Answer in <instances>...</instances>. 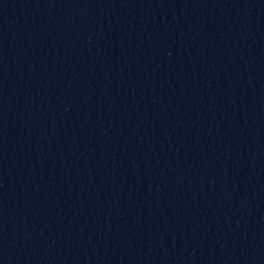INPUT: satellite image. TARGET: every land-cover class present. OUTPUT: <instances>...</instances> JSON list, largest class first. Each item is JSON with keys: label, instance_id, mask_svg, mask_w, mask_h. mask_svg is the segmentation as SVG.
<instances>
[{"label": "water", "instance_id": "obj_1", "mask_svg": "<svg viewBox=\"0 0 264 264\" xmlns=\"http://www.w3.org/2000/svg\"><path fill=\"white\" fill-rule=\"evenodd\" d=\"M0 264H264V0H0Z\"/></svg>", "mask_w": 264, "mask_h": 264}]
</instances>
